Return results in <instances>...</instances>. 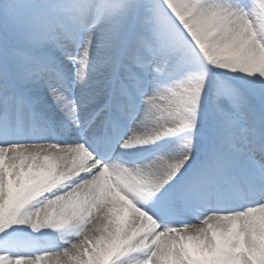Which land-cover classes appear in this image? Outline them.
<instances>
[{
	"label": "snow or ice",
	"instance_id": "snow-or-ice-1",
	"mask_svg": "<svg viewBox=\"0 0 264 264\" xmlns=\"http://www.w3.org/2000/svg\"><path fill=\"white\" fill-rule=\"evenodd\" d=\"M0 264H264V0H0Z\"/></svg>",
	"mask_w": 264,
	"mask_h": 264
}]
</instances>
